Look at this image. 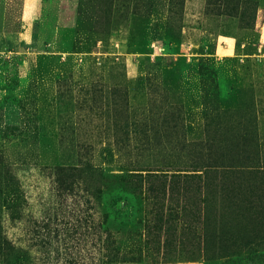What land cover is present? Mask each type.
Listing matches in <instances>:
<instances>
[{
    "label": "rangeland",
    "instance_id": "rangeland-1",
    "mask_svg": "<svg viewBox=\"0 0 264 264\" xmlns=\"http://www.w3.org/2000/svg\"><path fill=\"white\" fill-rule=\"evenodd\" d=\"M0 264H264V0H0Z\"/></svg>",
    "mask_w": 264,
    "mask_h": 264
}]
</instances>
